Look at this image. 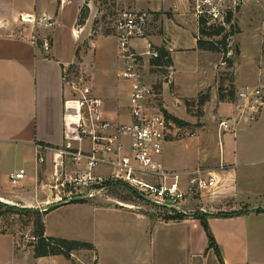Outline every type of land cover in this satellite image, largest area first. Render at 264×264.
<instances>
[{"label":"rangeland","instance_id":"obj_1","mask_svg":"<svg viewBox=\"0 0 264 264\" xmlns=\"http://www.w3.org/2000/svg\"><path fill=\"white\" fill-rule=\"evenodd\" d=\"M142 1L144 0H83L74 27L76 51L73 64L70 66L72 71L70 80L83 79L84 86L87 84L93 95L95 88L93 85L96 82L92 83L95 78L90 73V68L95 63L94 52L96 50L94 47L100 49V44L107 54L104 58L105 64L109 63L113 68H119L121 61L115 38L117 16L121 11L136 9L131 5ZM152 1L155 6L158 5V0ZM190 1L192 6L189 12L192 22L188 26L189 31H186L188 34L185 41L186 47L190 48L193 43L191 33L195 31L196 21L199 23L200 18L208 21V26H222L226 29V33H233L227 41V50L230 53L225 58L232 61V67L228 68L227 63H224L223 54L212 53L210 60L208 58L198 59L197 56L191 54L182 57L181 62L184 66L195 67L197 65V68L202 69L208 66V72L206 75L201 73L192 80H186L184 85H179L180 91H175L171 86L176 79L167 83L170 84L168 95L165 91V97L160 98V107H164L167 115L180 120L182 124L177 125L170 118L174 125L175 136L166 145L164 160L168 169L176 171H191L198 167L210 170L222 169L220 172L223 181L220 191L212 195L204 194L197 201L185 203L182 207L186 214L181 213L184 219L179 220L180 223L168 220L176 214L174 211L142 200L128 186H124L126 185L124 183L108 182L96 198L86 199V206L90 208L76 206L68 209L60 207L70 204H60L55 207L52 205L49 213L44 217L45 226L51 235L55 238L100 247L101 261H103L102 257H105L103 255L104 240L110 241L113 238L106 236L105 239L99 227L130 225L132 228L129 232L120 234L111 232L110 234L112 236L115 233L114 238L127 239L126 242L132 244V248L127 250L129 257L144 252L146 256H151L156 264H187L189 255L193 263L192 260L196 259L193 252L205 250L206 254L213 257V261L210 260L208 264H217L214 250L209 249L207 231L200 220H195L194 217L203 210H223L218 213L231 214L230 211L233 208L239 209L236 207L240 206L241 209H245L249 204L264 202V0H210L217 5L218 20H213L205 12L200 14V11L210 9L208 6H202V0ZM41 3H43L42 0H0V20L2 18L0 25H3L1 32L16 36L17 34L29 35L37 31L40 37L48 38L52 47L54 42H57V16L55 14H52L50 18L54 23L51 28H47L45 22H40L36 26L29 21L24 22L23 16L14 19L7 15L10 12L31 9L34 4L38 5V9L48 8L46 4L41 5ZM52 3L55 2L52 1ZM85 7L89 10V16L84 25L79 26L80 12ZM230 12L232 22L227 24L226 17ZM33 16L43 17L37 14ZM199 37L203 38L198 33ZM221 39L222 37H204V40L214 42L221 41ZM67 51L69 53V49ZM169 74L170 71L167 69H153L150 73L153 80L157 78L159 87L167 82L165 77ZM99 80H101L100 77H98ZM108 80L110 82L115 80L118 89L120 87V92L109 95L98 87L103 91L99 96L104 102L105 111L107 113L118 112L120 115L115 116L114 119L126 122L128 119L125 107L128 105V100L123 89L125 88L123 79L120 74L117 78L116 74L110 72ZM176 85L178 87L177 82ZM84 86L80 87L81 90ZM159 91L162 95V88ZM257 92L260 94L257 95ZM197 93L198 95L194 98L184 97ZM240 93L249 95L247 99H243ZM205 96H209V101L200 106V97ZM223 122H226L227 128L222 127ZM95 172L105 177L113 175V170L106 166H99ZM229 174L237 175V186L245 191L242 198L236 196L233 190L236 182H231L232 177ZM70 175L73 173L70 172ZM10 188L15 189L17 186H10ZM0 202L9 208L22 211L28 209L19 204ZM126 205L133 206V209L127 208ZM136 214L143 215L146 219L140 220ZM33 219L32 216L13 214L6 208L0 209V264H35L34 259L36 258L33 252L29 253L32 249L28 246L33 239ZM185 220L190 222H183L184 225L181 222ZM209 220L211 219H207V224L213 237L212 230L222 233L229 228L224 220L211 224L208 223ZM187 231L192 240L190 252L181 249V244H179L182 242L181 235L183 232L187 234ZM219 250L222 255L220 247ZM94 259V254L84 250L75 252L72 256L73 264H94Z\"/></svg>","mask_w":264,"mask_h":264},{"label":"crops","instance_id":"obj_2","mask_svg":"<svg viewBox=\"0 0 264 264\" xmlns=\"http://www.w3.org/2000/svg\"><path fill=\"white\" fill-rule=\"evenodd\" d=\"M42 2L41 5L46 4L48 8L38 9V5L34 4L31 9L10 12L7 15L19 19L21 16L34 14L51 18V15L55 14L57 16V42H54L49 52L44 51L40 46H36L30 40V34L7 35L1 32L3 25H0V200L12 205L19 204L25 208L40 211L43 208L48 210L52 208V205L54 207L60 205L55 202V193L50 190L53 174L52 157L50 154H45L46 163L40 164L37 160L36 145L53 149L64 146V103L76 96L64 79L68 77V80H70L72 75L70 66L73 64L76 51L74 27L83 0H42ZM131 6L136 8L133 9L135 11L150 15L148 39L155 48L165 49L169 53L172 61L170 72H173V79H176L178 84L177 87L175 80L171 84L175 91H180L178 89L180 88L179 85H184L186 80H192L201 73L206 75L208 66L204 69L197 68V65L186 67L181 62L182 57L190 54L197 56L198 59L208 58V60L212 56V53L198 49V21L195 24V31L191 33L193 43L190 48L186 47V35L188 36L186 31H189L188 26L192 22L189 12L192 6L190 0H158L157 6L153 4L152 0H144L141 3H133ZM99 46L100 49L94 47L96 50L94 52L95 63H93L90 68L91 72H89L95 78L92 83L96 82L93 85L95 87L93 96L101 99L99 95L103 91H106L109 95L120 92V87L118 89L116 81L110 82L108 79L110 72L116 74L118 78L121 65L119 68H113L109 63L105 64L104 58L107 54L104 47L101 44ZM134 47L141 52L143 43H135ZM98 77L101 80L98 81ZM154 80H157V78H154ZM168 85L170 86V84L163 83L160 87L162 88L163 98L165 97V91L168 95ZM123 89L127 94L126 85ZM198 93L184 97L194 98ZM108 114L114 116H110L113 120L118 121V119H114L115 116L120 115L118 112ZM162 163L168 169L164 160V153ZM11 165L12 168H10ZM20 169L26 171V178L17 185V188L12 189L10 188L12 185L9 182V176ZM172 171L187 172V170ZM229 176L232 177L230 178L232 183L236 182V189L233 188L236 196L242 198L245 191L237 186V175H235L236 179L233 174H229ZM76 206L90 208L86 206V203H70V205L60 208L71 209ZM128 206L126 207L133 209V206ZM253 206H264V202L249 204L245 209H241L240 206L236 207L239 209L233 208L230 212L236 216L230 218L220 219L215 217L218 212H223V210L210 211L212 215L209 217L211 220L208 223H217L221 220L228 223L229 228L225 232L218 233L212 230L216 244L222 250V258L225 264H264V210L241 213ZM136 217L140 220L146 219L145 216L140 214H136ZM186 221L190 222L185 220L181 223ZM131 228L130 225H104L99 227V231L103 233L105 239L106 236H110L109 238L117 241L113 239H110V241L104 240L103 255L105 257H102L103 261L100 260V247L96 248L92 244L95 248L94 260L96 264H156L151 256H146L144 252L129 257L127 250L132 248V244L126 242L127 239L114 238L116 234L129 232ZM111 232L116 234L114 233L111 236ZM46 236L53 237L47 228ZM181 236L180 248L190 252L192 240L189 232L187 234L183 232ZM29 253L32 254V251ZM206 253L205 250L193 252L196 259L194 258L195 260H192V263L189 255L187 264H208L210 260L213 261L212 255ZM203 255L204 258H202ZM34 260L35 264H71L62 256ZM196 260H198V263H196ZM215 262L219 264L218 259Z\"/></svg>","mask_w":264,"mask_h":264},{"label":"built area","instance_id":"obj_3","mask_svg":"<svg viewBox=\"0 0 264 264\" xmlns=\"http://www.w3.org/2000/svg\"><path fill=\"white\" fill-rule=\"evenodd\" d=\"M202 6L210 9H203L200 14L205 12L213 20L219 19L215 3L202 0ZM26 17L22 18L24 22L28 19L36 26L40 22H45L47 28L54 26L46 16ZM149 23L148 13L135 10L121 11L115 22L121 61L119 74L127 87L128 105L125 110L128 121L110 118L104 102L91 94L83 79L76 81L65 77L64 81L76 96L64 103V146L53 149L36 145L40 164L46 163L45 154L52 157L50 190L55 193L56 203L82 196L96 198L108 182H113L126 184L131 191L152 200L158 207L186 214L182 207L185 203L220 191L222 169L198 167L187 172H175L166 169L162 163L165 145L175 135L173 122L167 117L164 107H160L162 95L159 94V84L150 75L153 69H158L152 65L153 61L161 55L148 39ZM30 40L46 52L51 50L48 38L40 37L37 31L30 34ZM139 42L143 43L141 52L134 47ZM163 69L171 70L170 67ZM173 78V72H170L165 77L166 83H171ZM82 85L84 88L81 90ZM248 95L240 93L243 99H247ZM222 127L227 128L226 122L222 123ZM99 166L112 169L113 175L105 177L96 174ZM26 175V171L20 169L10 174L9 182L17 186ZM45 211L47 209L43 208L42 212Z\"/></svg>","mask_w":264,"mask_h":264},{"label":"trees","instance_id":"obj_4","mask_svg":"<svg viewBox=\"0 0 264 264\" xmlns=\"http://www.w3.org/2000/svg\"><path fill=\"white\" fill-rule=\"evenodd\" d=\"M88 13H89V10L87 7H85V9L80 12V17L78 20L79 26L84 25L85 21L88 19V16H89ZM207 22L208 21H206L203 18L199 19V35L203 36V38L201 37L198 38V41H197L198 49L201 51H205V52L223 54L224 56L223 58L225 59L228 53H230L229 50H227V41L231 36H233V33L232 32L226 33V29L222 26H219V27H216L214 25L208 26ZM231 22H232V13L230 12L228 13L226 17V23L231 24ZM204 37H207V38L222 37V39L221 41L214 42V41H206L204 40ZM159 51H160L161 57L153 61L152 65L157 67L158 70H161V68L163 70V68L165 67H170L172 65V61L170 59L169 53L165 51V49L161 48L159 49ZM224 63H227L228 68L232 67L231 60L225 59ZM208 101H209V96L200 97V102H199L200 106L205 105ZM167 117L169 119L171 118L174 121V123H176L177 125L182 124V122L176 118L170 117L169 115H167ZM124 186L127 187V185H124ZM86 202H87L86 200H79L74 203H86ZM1 208H6L10 210L13 214H22L28 217L30 216L34 217L32 221L33 228H34L33 235H32L33 239L28 244V246L32 249L34 258L36 259L62 256L66 260L70 261L71 264H73L72 256L75 252L84 250L92 254H95V248L92 244L46 236V227L44 223V217L50 211V209L43 213H40L38 210H32V209H25L22 211V210H18L15 208H9L0 202V209ZM241 213H243V211ZM237 214H240V213H237ZM233 216H236V215L225 214V213H218L217 215H215L216 218H230ZM194 218L195 220H200L202 225L205 227L207 234H208V238H209V249L214 250L219 264H225L222 258L221 252L216 244V241L208 228L207 219L209 217L203 215V212H201V213H198L196 217ZM183 219H184L183 215L178 214V213H176L173 217L168 218L169 221H174V222H180L179 220H183ZM94 263L96 264V261Z\"/></svg>","mask_w":264,"mask_h":264},{"label":"water","instance_id":"obj_5","mask_svg":"<svg viewBox=\"0 0 264 264\" xmlns=\"http://www.w3.org/2000/svg\"><path fill=\"white\" fill-rule=\"evenodd\" d=\"M134 193H135L139 198H141L142 200H144V201H146V202H148V203H151V204H153V205H157V206H158L157 203H155V202H153L152 200H150V199L144 197L143 195L137 193L136 191H134ZM86 199H88V196H82V197H77V198L70 199V200H68V201H66V202H63V203H61V204H62V205H64V204H70V203L77 202V201H79V200H86ZM0 201H1V200H0ZM258 210H264V206H263V207H251V208H248V209L244 210L243 212H244V213H248V212H253V211H258ZM203 215H205V216H211L212 214L210 213V211H203Z\"/></svg>","mask_w":264,"mask_h":264},{"label":"bare ground","instance_id":"obj_6","mask_svg":"<svg viewBox=\"0 0 264 264\" xmlns=\"http://www.w3.org/2000/svg\"><path fill=\"white\" fill-rule=\"evenodd\" d=\"M28 17H30V16H28ZM25 18H27V17H25ZM26 21H28V19H26ZM5 202V201H4ZM6 203H8V202H6ZM126 206H128V205H126ZM128 207H130V206H128ZM129 209H131V208H129Z\"/></svg>","mask_w":264,"mask_h":264}]
</instances>
